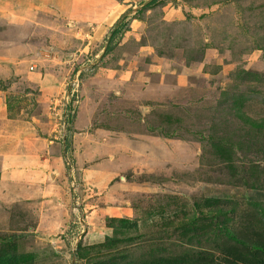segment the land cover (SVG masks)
I'll use <instances>...</instances> for the list:
<instances>
[{
    "label": "rangeland",
    "instance_id": "374dc122",
    "mask_svg": "<svg viewBox=\"0 0 264 264\" xmlns=\"http://www.w3.org/2000/svg\"><path fill=\"white\" fill-rule=\"evenodd\" d=\"M147 1L0 0V264H264V0Z\"/></svg>",
    "mask_w": 264,
    "mask_h": 264
},
{
    "label": "crops",
    "instance_id": "0c3cea01",
    "mask_svg": "<svg viewBox=\"0 0 264 264\" xmlns=\"http://www.w3.org/2000/svg\"><path fill=\"white\" fill-rule=\"evenodd\" d=\"M0 183L5 185L4 182H13L16 184L17 174L15 172V165L4 162V153L5 152H12L13 143L10 139H7L6 136L8 134V130L10 129L9 124L15 125L14 123H9L8 121V114L5 112V108H3L2 104H0ZM19 162L22 160L20 156L17 157ZM28 159L31 158L30 155L26 157ZM25 158V159H26Z\"/></svg>",
    "mask_w": 264,
    "mask_h": 264
},
{
    "label": "trees",
    "instance_id": "16d2710c",
    "mask_svg": "<svg viewBox=\"0 0 264 264\" xmlns=\"http://www.w3.org/2000/svg\"><path fill=\"white\" fill-rule=\"evenodd\" d=\"M155 0H149L146 2V4H151L153 3ZM119 31V27H116L115 29L112 30V33L110 34V39L113 38V36H115V34ZM189 256L188 255H183L182 253L179 254L178 258L175 260V262L173 261H169L166 258H161L158 261H155L154 264H201L199 262H196L195 260H190L188 261Z\"/></svg>",
    "mask_w": 264,
    "mask_h": 264
}]
</instances>
